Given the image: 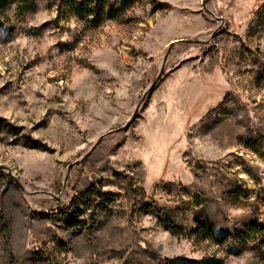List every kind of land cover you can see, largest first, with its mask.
Segmentation results:
<instances>
[{"label":"rangeland","instance_id":"1","mask_svg":"<svg viewBox=\"0 0 264 264\" xmlns=\"http://www.w3.org/2000/svg\"><path fill=\"white\" fill-rule=\"evenodd\" d=\"M95 1L0 0V264H264V0Z\"/></svg>","mask_w":264,"mask_h":264},{"label":"trees","instance_id":"2","mask_svg":"<svg viewBox=\"0 0 264 264\" xmlns=\"http://www.w3.org/2000/svg\"><path fill=\"white\" fill-rule=\"evenodd\" d=\"M19 4H24L25 0H18ZM69 3L77 11V16L79 18L85 19L88 16H91L90 22H95L99 19L102 8H100L97 1H88V0H69ZM100 9V10H99Z\"/></svg>","mask_w":264,"mask_h":264},{"label":"water","instance_id":"3","mask_svg":"<svg viewBox=\"0 0 264 264\" xmlns=\"http://www.w3.org/2000/svg\"><path fill=\"white\" fill-rule=\"evenodd\" d=\"M164 61H165V58H163V62H162L161 68H160L158 74L156 75L155 79H154V80L152 81V83L150 84V88H149V89H151V87H153L154 84H155V83L158 81V79L160 78V76H161V74H162V70H163ZM137 110H138V107L136 108V110H135V112L133 113V115H132L131 118H133V117L135 116ZM122 128H123V127H119V128H117V129H115V130H116V131H119V130H121ZM16 181H17V180H16Z\"/></svg>","mask_w":264,"mask_h":264}]
</instances>
